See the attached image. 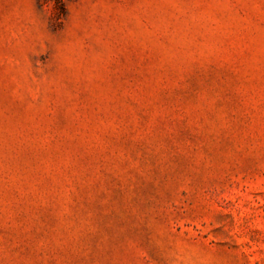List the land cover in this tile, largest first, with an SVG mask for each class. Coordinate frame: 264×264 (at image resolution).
Returning <instances> with one entry per match:
<instances>
[{
    "label": "rangeland",
    "instance_id": "1",
    "mask_svg": "<svg viewBox=\"0 0 264 264\" xmlns=\"http://www.w3.org/2000/svg\"><path fill=\"white\" fill-rule=\"evenodd\" d=\"M0 0V264H264V0Z\"/></svg>",
    "mask_w": 264,
    "mask_h": 264
},
{
    "label": "trees",
    "instance_id": "2",
    "mask_svg": "<svg viewBox=\"0 0 264 264\" xmlns=\"http://www.w3.org/2000/svg\"><path fill=\"white\" fill-rule=\"evenodd\" d=\"M63 0H58L57 3H58V6H57V9L59 10L60 14L61 13H64V5H63Z\"/></svg>",
    "mask_w": 264,
    "mask_h": 264
}]
</instances>
